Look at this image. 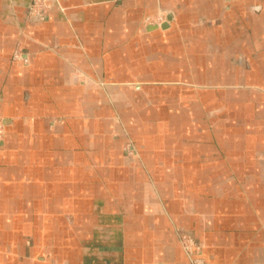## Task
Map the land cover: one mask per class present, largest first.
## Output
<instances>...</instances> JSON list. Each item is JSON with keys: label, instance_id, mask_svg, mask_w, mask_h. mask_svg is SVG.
Instances as JSON below:
<instances>
[{"label": "crops", "instance_id": "0c3cea01", "mask_svg": "<svg viewBox=\"0 0 264 264\" xmlns=\"http://www.w3.org/2000/svg\"><path fill=\"white\" fill-rule=\"evenodd\" d=\"M30 1L0 0V264H264V0Z\"/></svg>", "mask_w": 264, "mask_h": 264}, {"label": "rangeland", "instance_id": "374dc122", "mask_svg": "<svg viewBox=\"0 0 264 264\" xmlns=\"http://www.w3.org/2000/svg\"><path fill=\"white\" fill-rule=\"evenodd\" d=\"M48 9H49V4L46 1H44V0H31L30 4L28 5V9H27V17L37 18L39 20H43L45 18V15H46ZM158 17H163V19L166 20L167 19L166 11L161 10V11L155 12L154 14L146 15L143 18V22L145 24H147L146 21L148 19L151 21H158ZM17 55H18V57H17ZM13 58L22 59L23 57L21 56V54L19 52H17L15 50L13 53ZM123 131L126 135V141L122 144L121 150L123 151L124 155L127 157H131V158L138 157L137 153L135 151V148H134V142L130 138L129 133L127 132V130L125 128L123 129ZM115 134H117V133H115ZM2 135H3V123L0 120V138L2 137ZM181 236H183V235H181ZM191 239H192L193 243L195 245H197L192 237H191ZM179 241H180V236H179ZM188 262H189V260H188ZM153 263H156V262H153ZM149 264H152V263H149Z\"/></svg>", "mask_w": 264, "mask_h": 264}, {"label": "built area", "instance_id": "2783aa9c", "mask_svg": "<svg viewBox=\"0 0 264 264\" xmlns=\"http://www.w3.org/2000/svg\"><path fill=\"white\" fill-rule=\"evenodd\" d=\"M163 17H158V21H151L147 20V24L149 25H157L160 26L162 23H164ZM18 57V55H17ZM180 242L181 246L189 260V264H204L203 259L197 255V245H195L188 235L180 236ZM157 264V263H152Z\"/></svg>", "mask_w": 264, "mask_h": 264}, {"label": "water", "instance_id": "95a60500", "mask_svg": "<svg viewBox=\"0 0 264 264\" xmlns=\"http://www.w3.org/2000/svg\"><path fill=\"white\" fill-rule=\"evenodd\" d=\"M168 19H169V16L167 17ZM167 23V22H166ZM166 23H162L161 25H160V27H165L166 26ZM154 26H156V25H154Z\"/></svg>", "mask_w": 264, "mask_h": 264}]
</instances>
